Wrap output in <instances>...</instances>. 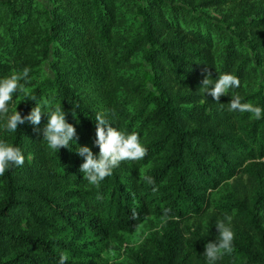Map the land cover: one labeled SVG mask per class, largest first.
Instances as JSON below:
<instances>
[{
  "label": "trees",
  "instance_id": "1",
  "mask_svg": "<svg viewBox=\"0 0 264 264\" xmlns=\"http://www.w3.org/2000/svg\"><path fill=\"white\" fill-rule=\"evenodd\" d=\"M210 6L229 10L217 21L204 13ZM25 67L27 96L15 93L9 114L16 106L26 116L47 99L78 139L54 151L34 130L47 116L15 132L0 121V141L26 158L0 176V264H58L61 252L66 264H88L66 232L124 243L165 208L170 219L126 252V264H208L216 213L233 216L234 233L217 264H264V113L228 111L235 95L264 109V0H0V80ZM205 68L212 80L238 77L240 87L214 101L200 89ZM100 111L115 113L111 127L137 133L147 155L92 186L75 151L98 153ZM242 177L247 188L212 198ZM204 217L206 229L188 224Z\"/></svg>",
  "mask_w": 264,
  "mask_h": 264
},
{
  "label": "clouds",
  "instance_id": "2",
  "mask_svg": "<svg viewBox=\"0 0 264 264\" xmlns=\"http://www.w3.org/2000/svg\"><path fill=\"white\" fill-rule=\"evenodd\" d=\"M30 69L25 67L22 72L11 75L10 77L0 80V121H5L3 127L7 132H15L19 125L26 122L33 126L41 124L43 116H47V123L42 129L43 139L47 142L50 150L58 151L60 148L69 149L71 142L78 139L75 127L66 121V114L62 107H51V102L47 99L42 100L40 104L35 103L28 115L22 116L15 106V111L9 114L8 103L13 99L17 92L27 96L25 85L29 82ZM204 78L201 81L200 89L210 95L214 101L219 102L220 97L228 95L229 89L240 87L238 77L224 73L218 76L216 80L210 78L207 68L204 69ZM24 81V83H21ZM211 85V87H209ZM35 97H31L35 101ZM219 104V103H217ZM45 108H48L47 115ZM228 111H239L241 113H250L256 119H260L264 109L255 106L252 103H241L239 95H235L228 103ZM109 115L115 116L114 112L100 111L95 116V140L93 145L98 147V153L94 154L90 147H76V154L83 157V163L79 166V171L83 173V179L89 185L98 186L106 177L113 174L114 169L118 168L123 161L138 162L147 155V149L142 146L137 133L126 134L111 127ZM25 156L18 147H14L4 141H0V176H3L7 169L13 166L22 167L25 163ZM28 159H31L29 155ZM141 179L149 185H154L155 180L152 176L143 175ZM156 189L153 188V191ZM165 208L162 219H170L169 212ZM133 219L137 213L133 211ZM225 220L231 221L230 216ZM218 231L215 241L208 242L204 246L203 256L207 259L208 264H217L223 255L233 250L234 233L230 227L226 226L224 221H218L216 224ZM69 256L66 252H61L58 264H66Z\"/></svg>",
  "mask_w": 264,
  "mask_h": 264
},
{
  "label": "rangeland",
  "instance_id": "3",
  "mask_svg": "<svg viewBox=\"0 0 264 264\" xmlns=\"http://www.w3.org/2000/svg\"><path fill=\"white\" fill-rule=\"evenodd\" d=\"M203 9L205 14L209 15L211 18L217 21H221L220 19H222L223 14L228 13V11H226L228 9L226 6H210L204 7ZM247 184L248 181L245 177L240 178L237 182L234 181V179H230L226 181L216 192H214L212 198H214V200H218L220 197L226 195L229 190H232L234 186H236V188L241 191V189L243 188L240 185L247 188ZM226 216L231 217L230 222L225 220ZM210 219L216 220V223L218 221H224L226 226L230 227L232 230V215L216 213V216L211 217ZM162 222V219L150 216L142 224H140L136 230L131 233H126L124 235V243H119L116 241L105 242L104 240H99L91 235H83L79 237L77 236L78 238L73 239L74 234L72 232L68 231L66 233L68 239H72L76 247L82 251L83 259L88 264H104L105 262H108L109 264H112L113 262H120L126 264V252H128L129 249H139L143 245L147 237L161 230ZM188 224H201V226L206 229V226L209 224V218L204 217L199 221L197 220L194 222H189Z\"/></svg>",
  "mask_w": 264,
  "mask_h": 264
}]
</instances>
